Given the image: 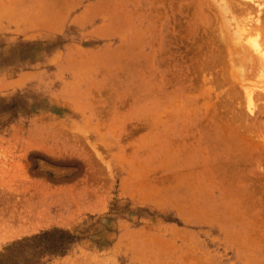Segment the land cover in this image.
Here are the masks:
<instances>
[{
    "label": "rangeland",
    "instance_id": "1",
    "mask_svg": "<svg viewBox=\"0 0 264 264\" xmlns=\"http://www.w3.org/2000/svg\"><path fill=\"white\" fill-rule=\"evenodd\" d=\"M205 1L0 0V264H264V0Z\"/></svg>",
    "mask_w": 264,
    "mask_h": 264
},
{
    "label": "bare ground",
    "instance_id": "2",
    "mask_svg": "<svg viewBox=\"0 0 264 264\" xmlns=\"http://www.w3.org/2000/svg\"><path fill=\"white\" fill-rule=\"evenodd\" d=\"M206 1H207V0H206ZM206 1H205V3H206ZM217 1H218V0H217ZM241 2H242V1H241ZM212 3H213V2H212ZM222 3H224V2H222ZM222 3H221V4H222ZM225 3H226V1H225ZM225 3H224V4H225ZM261 3H262V1H261ZM206 4H207V3H206ZM218 4H219V6H220V1H218ZM259 4H260V3H259ZM226 5H227V3H226ZM226 5H225V8H224V6L222 7L223 10H224V11L222 12L223 14L220 12V15L222 14V15H221L222 17H223V16H226V14H227V13H226V12H227V11H226V8L229 9V6H230V5H229V6H226ZM220 7H221V6H220ZM220 7H219L218 9H220ZM213 8H214V7H213ZM244 8H246V7H244ZM206 9H208V8H206ZM228 9H227V10H228ZM232 10H233V9H232ZM245 10H246V9H245ZM216 11H217V10H216ZM219 11H220V10H219ZM225 11H226V12H225ZM235 11L238 12V10H235ZM247 11H248V10H247ZM217 12H218V11H217ZM244 12H245V11H244ZM244 12H243V14H244ZM225 13H226V14H225ZM211 14H214V13H211ZM215 14H216V13H215ZM224 14H225V15H224ZM230 14H231V13H230ZM232 14H233V13H232ZM239 14H240V13H239ZM247 14H248V13H247ZM228 15H229V14H228ZM234 15H235V14H234ZM215 16H216V15H215ZM235 16H236V15H235ZM235 16H234V17H235ZM240 16H241V15H240ZM248 16H249V15H248ZM248 16H247V17H248ZM227 17H228V16H227ZM227 17H225L224 20L227 21V20H228ZM229 17H230V16H229ZM229 17H228V18H229ZM237 17H238V16H237ZM244 17H245V16H244ZM247 17H246V19H247ZM209 18H210V17H209ZM223 18H224V17H223ZM231 18H233V16H232ZM234 19H235V18H234ZM210 20H211V19H210ZM230 20H231V19H230ZM228 21H229V20H228ZM231 21H232V20H231ZM233 21H234V20H233ZM233 21H232V23H233ZM235 21H236V20H235ZM235 21H234V22H235ZM241 23H244V22H241ZM241 23H240V22H238V24L236 23V24L238 25V27H236L237 29L239 28V25H240ZM260 23H261V22H260ZM210 24H211V23H210ZM220 24H221V23H220ZM223 24H224V23H223ZM226 24H228V22H226ZM246 24H247V23H246ZM211 25H212V24H211ZM232 25H233V24H232ZM232 25H230V24H228V26L226 25V28H225V29H226V31H227V32H226L227 35H231V36H233V32H232V31H233L234 28H231ZM234 25H235V24H234ZM237 25H236V26H237ZM248 25H249V24H247V26H248ZM250 25H251V24H250ZM250 25H249V26H250ZM209 26H210V25H209ZM224 26H225V25H224ZM260 26H261V25H260ZM221 27H222V26H221ZM233 27H234V26H233ZM240 27H242V24H241ZM243 27H244V25H243ZM257 27H258V25H257ZM207 28H208V27H207ZM236 28H235V29H236ZM244 28H245V27H244ZM247 28H248V27H247ZM255 28H256V27H255ZM259 28H260V27H259ZM218 29H219V27H218ZM231 29H232V30H231ZM249 29L251 30L250 27H249ZM249 29H246V30L249 31ZM219 30H220V29H219ZM238 30H239V29H238ZM238 30H235V31H234V36H236V34H237L236 31H238ZM240 31H241V30L238 31V34L241 33V34L239 35V37L242 35V33H244L243 31H241V32H240ZM251 32H252V31H249V33L247 32L248 35H249ZM255 32H256V31H255ZM263 32H264V31H263ZM235 33H236V34H235ZM247 33H245V34H247ZM258 33L260 34V32H258V30H257V33H254V34L257 35V37H255V38L253 37V39H251L250 42L248 41V43H250V44H249L250 46H249V45H248V46L251 47V48L253 49L252 52H253V51H256V52H257V53H255V55L257 54V55H256V58L254 57V56H255L254 54H252V56H251V55H250V52H249V54L247 53L246 55H243L242 57H240V56L238 57V56H237V58H238L237 60H239V59L241 58V59H240V63H241V64H240V63H239V64L242 65L241 67H244V68H243V69H244V70H243V73H244V72H245V68H246L245 66H247V65H245V64H246V63H249V64H250L249 67H251V63H250V61H253L254 58H255V61H254L253 63L255 64V67L259 69V72H261V73H262V76H263V75H264V41H261L262 37H258V36H259ZM222 34H223V33H222ZM238 34H237V37H238ZM245 34H244V35H245ZM248 35H245V36H248ZM215 37H216V35H215ZM215 37H214V39H215ZM242 37H244V36H242ZM242 37H241V38H242ZM250 37H251V36H249V38H250ZM218 38H219V37H218ZM222 38H224V36H223ZM225 38H226V37H225ZM232 38H233V37H232ZM235 38H236V37H235ZM235 38H233V39L236 41ZM227 39H228V38H227ZM229 39H230V36H229ZM242 39H243V38H242ZM242 39H240V40H242ZM246 39H247V38H246ZM246 39H245V40H246ZM217 40H218V39H217ZM219 40H220V39H219ZM222 40H224V39H222ZM222 40H221V41H222ZM231 40H232V39H231ZM263 40H264V39H263ZM228 41H230V40H228ZM235 41H233V42H235ZM216 42H217V41H216ZM219 42H220V41H219ZM222 42H223V41H222ZM233 42H232V43H233ZM225 43H226V42H224V43H222V44H219V45H223V46H224ZM230 44H231V43H230ZM234 44H235V45H234V47H235L237 44H236V43H234ZM240 45H241V43H240ZM231 46H232V45H231ZM237 46H238V45H237ZM248 46H246V48H247ZM224 47H225V46H224ZM234 47H232V48H233V50H234V52H235V48H234ZM243 47H244V46H243ZM225 49H226V48H225ZM238 49H240V51H242V48H241V47L238 48ZM247 49H249V48H247ZM247 49H246V50H247ZM221 50H223V49H221ZM233 50H232V51H233ZM249 50L251 51V49H249ZM217 51H218V50H217ZM219 51H220V50H219ZM240 51H239V52H240ZM214 52H216V49H215ZM226 52H227V51H226ZM237 52H238V51H237ZM239 52L237 53V55L240 54ZM243 52H244V51H243ZM243 52H242V53H243ZM245 52H246V51H245ZM245 52H244V54H245ZM227 53H228V52H227ZM231 53H232V52H231ZM218 54H219V53H218ZM232 54H233V53H232ZM235 54H236V52H235ZM235 54H233V55H235ZM233 55H232V56H233ZM217 57H219V56H217ZM234 57H236V56H233V58H234ZM211 58H212V57H211ZM214 58H215V57H214ZM224 58H225V56H224ZM233 58H232V59H233ZM203 59H204V58H203ZM234 59H235V58H234ZM234 59H233V60H234ZM205 60H206V59H205ZM222 60H223V58H222ZM218 61H219V60H218ZM234 61H236V59H235ZM234 61H233V62H234ZM221 63H222V62H221ZM195 64H196V63H195ZM237 64H238V63H237ZM239 64H238V67L240 66ZM220 65H221V64H220ZM231 65H232V62H231ZM243 65H245V66H243ZM218 66H219V65H218ZM232 66L234 67V63H233ZM235 66H236V65H235ZM223 68H225V67H223ZM226 68H227V67H226ZM239 68H240V67H239ZM256 68H255V69H256ZM231 69H232V68H231ZM236 69H237V68H236ZM236 69L234 68L235 72H236ZM241 69H242V68H240V70H241ZM246 69H248V68H246ZM258 69H257V70H258ZM221 70H222V69H221ZM221 70H220V71H221ZM224 70H226V69H224ZM224 70H223V71H224ZM227 70H228V69H227ZM240 70H239V71L237 70V72L239 73ZM257 70L255 71V73H256V75H257V73H258V75H259L260 73H259ZM229 71H230V70H229ZM224 72H225V71H224ZM227 72H228V71H227ZM246 72H247V71H246ZM253 72H254V71H253ZM220 73H222V71H221ZM225 73H226V72H225ZM255 73H253V74H255ZM229 74H230V72H229ZM239 74H240V73H239ZM235 75L239 76L237 73H235ZM244 75H245V73L242 74V76H241V75L239 76V77H241V79H242L243 81H245L246 79H244V78H242V77L247 76V74H246L245 76H244ZM256 75H254V76L256 77ZM237 76H236V77H237ZM248 76H249V75H248ZM234 77H235V76H234ZM255 77H254V78H255ZM262 78H263V80H264V77H262ZM230 79H231V78H230ZM233 80H234V79H233ZM233 80H232V81H233ZM236 80H237V78H236ZM239 80H240V78H239ZM247 80H248L247 82H249L250 80H251V82H252V79H250V78L247 79ZM255 80H256V79H255ZM261 80H262V79H261ZM263 80H262V82H263ZM237 81H238V80H237ZM226 82H227V81H226ZM241 82H242V81H241ZM256 82H258V81H256ZM244 83H245V82H243V84H244ZM252 83H255V82H252ZM249 84H250V82L248 83V85H249ZM260 84H261V81H260ZM246 85H247V84H246ZM250 85H251V84H250ZM254 85H255V84H254ZM256 85H259V84L256 83ZM256 85H255V86H256ZM261 85H262V84H261ZM240 86H241V85H240ZM263 86H264V85H263ZM260 87H261V86H260ZM246 88H247V87H246ZM251 88H253V87H251ZM258 88H259V86H258ZM236 89H237V88H236ZM247 89H248V88H247ZM249 89H250V88H249ZM249 89L246 90V89H243V88H242V91L245 90V91L248 92ZM255 89L257 90V88H255ZM253 91H254V90H253ZM257 91H258V90H257ZM259 91H260V90H259ZM263 91H264V87H263ZM243 92H244V91H243ZM244 93H245V92H244ZM263 93H264V92H263ZM263 93H262V94H263ZM257 94H258V92H257ZM242 95H243V94H242ZM242 95H241V96H242ZM246 95H249L248 97L251 96V99H252V94L250 93V91H249V94H246ZM263 95H264V94H263ZM254 96H255V95H254ZM263 97H264V96H263ZM241 98H242V97H241ZM235 100H236V99H235ZM253 101H254V100H253ZM251 102H252V101H251ZM229 103H230V101H229ZM234 103H235V102H234ZM252 103H253V102H252ZM252 103H251V105H252ZM249 105H250V104H249ZM225 107H226V106H225ZM238 107H239V106H238ZM238 107H237V109L240 110V108H238ZM252 107H253V106H252ZM249 108H250V107H249ZM249 108H248V109H249ZM228 109H230V108H228ZM254 109H255V107H254ZM222 110H223V109H222ZM239 110H238V111H239ZM250 110L253 112L252 109H250ZM261 110H262V109H261ZM226 111H227V108H226ZM251 111H250V112H251ZM220 112H221V111H220ZM222 112H224V111H222ZM234 112H235V111H234ZM234 112H233V113H234ZM247 112H248V111H247ZM247 112H246V113H247ZM256 112H257V111H256ZM242 113H243V112H242ZM246 113H245V114H246ZM243 114H244V113H243ZM252 114H253V113H252ZM239 115H240V114H239ZM239 115H238V116H239ZM235 116H236V115H235ZM242 117H244V116H242ZM216 130H217V129H216ZM257 136H258V135H257ZM257 136H254V137H257ZM250 138H251V137H250ZM259 138H261V137H259ZM263 139H264V138H263ZM258 140H259V139H258ZM259 142H260V141H259ZM257 143H258V142H257ZM261 146H263V145H261ZM262 148H263V147H262ZM263 149H264V148H263ZM259 153H260V152H259ZM254 154H255V153H254ZM254 156H256V155H254ZM255 158H256V157H255ZM257 158H258V156H257ZM259 158H260V157H259ZM253 159H254V158H253ZM253 161H254V160H253ZM257 161H258V160H257ZM255 163H257V162H255ZM256 165H257V164H256ZM257 167H258V165H257Z\"/></svg>",
    "mask_w": 264,
    "mask_h": 264
}]
</instances>
